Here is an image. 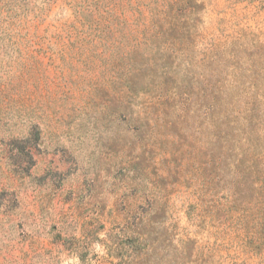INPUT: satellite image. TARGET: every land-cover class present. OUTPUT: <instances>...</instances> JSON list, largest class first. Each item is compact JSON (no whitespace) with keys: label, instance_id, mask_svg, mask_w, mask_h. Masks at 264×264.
I'll list each match as a JSON object with an SVG mask.
<instances>
[{"label":"rangeland","instance_id":"rangeland-1","mask_svg":"<svg viewBox=\"0 0 264 264\" xmlns=\"http://www.w3.org/2000/svg\"><path fill=\"white\" fill-rule=\"evenodd\" d=\"M198 1L191 56L141 44L130 96L114 0H0V88L19 101L0 96V264H264V110L260 129L236 120L252 139L234 119L251 95L264 109V0ZM214 45L228 120L206 109ZM166 63L179 95L150 103Z\"/></svg>","mask_w":264,"mask_h":264},{"label":"trees","instance_id":"trees-1","mask_svg":"<svg viewBox=\"0 0 264 264\" xmlns=\"http://www.w3.org/2000/svg\"><path fill=\"white\" fill-rule=\"evenodd\" d=\"M120 0H114L115 15L116 18H121L125 22V32L123 37L129 42V48H122L116 58V70L115 74L118 83L129 85L128 90L130 96L136 94L134 85L137 83L135 79L139 78L138 75L140 71L146 67V62L143 61L142 57L138 56V48L141 44L154 45L156 48H159L163 54H167V58H186L191 56V46L193 47L195 39L198 35L196 32V22L199 20L197 17V12L202 8V2L198 0H126L127 6L130 7L133 11L126 12L118 10L120 7ZM145 11L148 12L146 16ZM142 19L141 22L139 20ZM127 24V26H126ZM118 45V44H114ZM190 48V49H189ZM218 45H214L208 48L205 52L202 53V56L198 58L201 61L208 60L210 64L209 77H207V84H212L209 87V91H205L207 111L211 118L221 119L230 118V114L233 112L237 113V110H234L231 105L237 103V106H240V97L236 98L234 94L227 92L225 89V84L221 82L218 78L214 79L213 83L211 77L215 76L214 72H219L217 66H214V63L217 62L220 56H218ZM140 49V48H139ZM158 53L161 54L159 50ZM130 52V53H129ZM162 56V55H161ZM160 57V56H159ZM126 60V61H125ZM171 63H166L160 65L153 72L146 74L147 77V87L146 91L150 95V103L162 102L164 99H172L179 95V91L172 88L163 87L165 80L158 78L159 71L160 77L164 78L169 75H173V71L170 67ZM217 64V63H216ZM150 70V68H147ZM141 74V73H140ZM142 79L144 76H141ZM154 87H156L154 89ZM163 87V90H161ZM242 93V92H241ZM132 94V95H131ZM0 96L4 99H7L9 102L18 103L19 101L10 96L7 91L3 88H0ZM255 98L251 95V102L249 100H243V110H238V113L244 114L241 116L238 114L237 117H234L236 120H241L245 123V119L250 124L253 122L254 125L257 123V129H260L259 121L260 113L264 109L257 105H254ZM17 111L23 110L26 118L29 117L33 107L31 102H20L17 106ZM148 107H151V104H148ZM257 112V115L255 114ZM149 116L146 112L143 117ZM232 116V115H231ZM237 122V121H236ZM31 124V125H30ZM239 129L242 133H246L247 139H252L251 133L252 128H240V123L237 122ZM36 134V127L34 124L28 122V134ZM38 133V132H37ZM259 135V131L257 132ZM260 136V135H259ZM257 138V137H256ZM247 151H252L253 147H248ZM253 153V151L251 152ZM234 193V190H232Z\"/></svg>","mask_w":264,"mask_h":264}]
</instances>
